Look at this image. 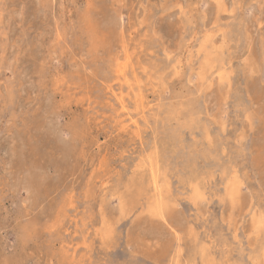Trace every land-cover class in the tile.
Listing matches in <instances>:
<instances>
[{
	"label": "rangeland",
	"instance_id": "374dc122",
	"mask_svg": "<svg viewBox=\"0 0 264 264\" xmlns=\"http://www.w3.org/2000/svg\"><path fill=\"white\" fill-rule=\"evenodd\" d=\"M0 264H264V0H0Z\"/></svg>",
	"mask_w": 264,
	"mask_h": 264
},
{
	"label": "bare ground",
	"instance_id": "6f19581e",
	"mask_svg": "<svg viewBox=\"0 0 264 264\" xmlns=\"http://www.w3.org/2000/svg\"><path fill=\"white\" fill-rule=\"evenodd\" d=\"M102 22V21H101ZM115 27V26H114ZM107 34V33H106ZM110 35V34H109ZM115 39V38H114ZM217 81V80H216ZM262 116H263V114H262ZM207 133V132H206ZM238 181V180H237ZM237 188V187H236ZM233 190H235V189H233ZM235 192H237V191H235ZM234 192L232 191V194H233ZM194 198V197H193ZM145 203V202H144ZM157 212V211H156ZM160 219H161V217H160Z\"/></svg>",
	"mask_w": 264,
	"mask_h": 264
}]
</instances>
